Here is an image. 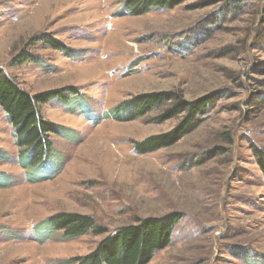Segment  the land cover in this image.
Listing matches in <instances>:
<instances>
[{
	"label": "rangeland",
	"instance_id": "obj_1",
	"mask_svg": "<svg viewBox=\"0 0 264 264\" xmlns=\"http://www.w3.org/2000/svg\"><path fill=\"white\" fill-rule=\"evenodd\" d=\"M0 68L29 95L77 90L42 104L58 129L37 165L19 163L0 109V264H78L120 228L177 214L147 264H264L253 151L264 153V0H184L142 15L126 0H0ZM149 93L214 100L174 145L136 154L182 117L155 120L171 100L131 120L115 110ZM67 214L105 233L65 237L56 218Z\"/></svg>",
	"mask_w": 264,
	"mask_h": 264
},
{
	"label": "trees",
	"instance_id": "obj_2",
	"mask_svg": "<svg viewBox=\"0 0 264 264\" xmlns=\"http://www.w3.org/2000/svg\"><path fill=\"white\" fill-rule=\"evenodd\" d=\"M184 0H126V12L131 15H142L152 9L171 10ZM48 46L57 51H67L61 42L49 38ZM27 59V58H26ZM21 57L18 61H26ZM77 93L73 87L49 90L35 95L22 91L13 79L4 74L0 68V109L12 125V134L17 147L18 161L31 160L33 165L41 163V159L53 152L50 136L57 135V126L42 117L41 106L64 92ZM171 100L167 109L157 115L156 121L165 122L173 117L182 115L180 123L170 132L151 136L142 142L133 144L136 154L156 152L174 145L183 134L196 127L200 118L213 105L214 96L200 97L194 101L184 102L169 98L165 93H149L136 97L118 108L116 111L125 114L128 120L136 119L147 114ZM158 108V109H159ZM166 108V107H165ZM129 110V111H126ZM130 112V113H129ZM120 119V118H119ZM254 151L255 162L264 181V153ZM20 154V156H19ZM0 156L3 153L0 152ZM40 181V180H39ZM56 224L65 229V237L79 236L87 231L95 235L105 233L101 226L95 225L89 216L64 215L56 218ZM181 219V215H168L163 219H145L138 225L120 228L112 236H106L96 250L87 258H80L78 264H147L154 252L161 251L170 242L172 229ZM54 226L53 222H48ZM56 228V226H54ZM53 227V228H54ZM59 227V226H58Z\"/></svg>",
	"mask_w": 264,
	"mask_h": 264
},
{
	"label": "bare ground",
	"instance_id": "obj_3",
	"mask_svg": "<svg viewBox=\"0 0 264 264\" xmlns=\"http://www.w3.org/2000/svg\"><path fill=\"white\" fill-rule=\"evenodd\" d=\"M102 85H104V84H102ZM101 87V86H100ZM20 205V204H19ZM21 207V206H20Z\"/></svg>",
	"mask_w": 264,
	"mask_h": 264
}]
</instances>
